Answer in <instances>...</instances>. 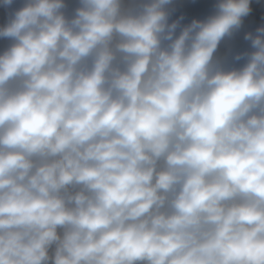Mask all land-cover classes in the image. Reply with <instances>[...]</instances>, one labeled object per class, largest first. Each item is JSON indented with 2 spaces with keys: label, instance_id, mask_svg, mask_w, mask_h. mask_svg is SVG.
Returning a JSON list of instances; mask_svg holds the SVG:
<instances>
[{
  "label": "clouds",
  "instance_id": "obj_1",
  "mask_svg": "<svg viewBox=\"0 0 264 264\" xmlns=\"http://www.w3.org/2000/svg\"><path fill=\"white\" fill-rule=\"evenodd\" d=\"M0 264H264V0H0Z\"/></svg>",
  "mask_w": 264,
  "mask_h": 264
}]
</instances>
